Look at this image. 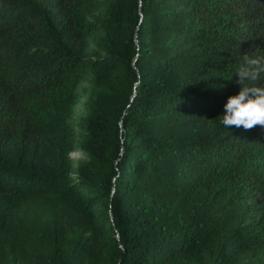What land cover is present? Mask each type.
I'll return each mask as SVG.
<instances>
[{
	"label": "trees",
	"instance_id": "trees-1",
	"mask_svg": "<svg viewBox=\"0 0 264 264\" xmlns=\"http://www.w3.org/2000/svg\"><path fill=\"white\" fill-rule=\"evenodd\" d=\"M246 54L264 0H0V264H264Z\"/></svg>",
	"mask_w": 264,
	"mask_h": 264
},
{
	"label": "clouds",
	"instance_id": "clouds-1",
	"mask_svg": "<svg viewBox=\"0 0 264 264\" xmlns=\"http://www.w3.org/2000/svg\"><path fill=\"white\" fill-rule=\"evenodd\" d=\"M242 58L243 64L236 73L240 89L237 94L227 98L223 114L218 117L224 128L264 126V84L257 83L264 79V61L248 57L247 54Z\"/></svg>",
	"mask_w": 264,
	"mask_h": 264
},
{
	"label": "rangeland",
	"instance_id": "rangeland-1",
	"mask_svg": "<svg viewBox=\"0 0 264 264\" xmlns=\"http://www.w3.org/2000/svg\"><path fill=\"white\" fill-rule=\"evenodd\" d=\"M91 83V78H85L83 80L82 83V87H87L89 84ZM85 100L86 97L81 98V100L79 101V103L77 104L76 108H75V112L72 118V123L76 126L80 125L81 123H83L84 121V117L86 114V106H85ZM72 157L74 158V160H78L80 157H82V153L81 151L78 149V147L76 146L75 149L72 152Z\"/></svg>",
	"mask_w": 264,
	"mask_h": 264
}]
</instances>
